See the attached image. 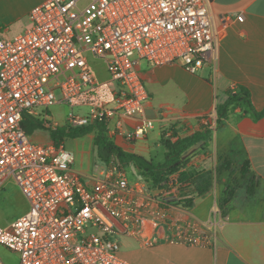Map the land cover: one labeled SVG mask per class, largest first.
Instances as JSON below:
<instances>
[{"label": "built area", "instance_id": "2783aa9c", "mask_svg": "<svg viewBox=\"0 0 264 264\" xmlns=\"http://www.w3.org/2000/svg\"><path fill=\"white\" fill-rule=\"evenodd\" d=\"M30 19L12 38L0 35V186L11 177L30 203L10 227L0 225V243L17 264H138L120 257L116 222L134 234L145 218L169 228L170 243L210 244L206 225L168 219L173 178L161 196L144 180L130 183L114 162L84 178L63 141L34 142L22 126L30 116L56 129L45 112L63 103L67 125L103 122L110 139H143L154 123L141 115V62L201 69L217 45L209 1L44 0ZM89 54L108 79L97 78Z\"/></svg>", "mask_w": 264, "mask_h": 264}, {"label": "crops", "instance_id": "0c3cea01", "mask_svg": "<svg viewBox=\"0 0 264 264\" xmlns=\"http://www.w3.org/2000/svg\"><path fill=\"white\" fill-rule=\"evenodd\" d=\"M43 1L0 0V34L28 29L31 9ZM208 1L217 34L211 59L196 73L178 62L141 63L148 92L141 115L154 125L143 139L129 142L114 136L111 140L124 151L153 159L145 142L151 139L161 144L164 129L169 130L167 135L173 132L186 137L200 131L202 125L209 127L212 134L207 146L192 156L187 169L211 172V188L197 195L195 186L189 185L181 195L178 190L177 200L165 207L169 220L206 225L212 241L207 245L173 244L170 229L162 224L144 218L134 234H127L117 221L119 255L133 263L264 264V115L255 119L235 108L216 128L217 105L238 87L249 91L255 110L264 109V0ZM125 122L130 126L132 121ZM244 164L246 173L242 172ZM73 168L84 178L99 171V166L93 173ZM127 179L130 183L143 180L134 175ZM191 197L192 205L184 206L182 199ZM29 208L21 189L6 177L0 186V225L10 227ZM17 263V254L0 243V264Z\"/></svg>", "mask_w": 264, "mask_h": 264}, {"label": "trees", "instance_id": "16d2710c", "mask_svg": "<svg viewBox=\"0 0 264 264\" xmlns=\"http://www.w3.org/2000/svg\"><path fill=\"white\" fill-rule=\"evenodd\" d=\"M235 108L241 109L242 115L248 114L255 119L264 115V109L262 111L255 110L249 91L244 87H238L235 91L228 92V98L224 103L217 105L216 128L222 126L229 113ZM22 126L30 135L37 130H47L50 139L55 143L64 141L66 137L79 138L94 132V146L100 161L105 164L114 162L122 167L134 165L138 169L142 179L153 189L163 190L167 188L168 182L172 178L178 183L180 195L183 194L184 188L189 185L195 186L197 195L204 194L212 186L211 172H197L194 169H187L192 156L207 146L212 134V130L207 126L202 125L200 131L186 137H181L173 132L167 135L169 130L164 129L160 139L165 150L162 162H156L153 159L145 158L133 152L124 151L106 135V127L103 122L77 127L63 124L56 129H49L44 126L42 121L30 116H24ZM199 140H205V144L191 156L181 160V154ZM247 170L248 166L244 164L242 172L246 173ZM251 188H249V191ZM231 193L232 190H230ZM192 201L193 198L191 197L189 199H182L181 202L184 206L190 207Z\"/></svg>", "mask_w": 264, "mask_h": 264}, {"label": "rangeland", "instance_id": "374dc122", "mask_svg": "<svg viewBox=\"0 0 264 264\" xmlns=\"http://www.w3.org/2000/svg\"><path fill=\"white\" fill-rule=\"evenodd\" d=\"M19 30L20 29H8L6 31H3L0 35L4 38H12L13 36L21 32ZM88 56L89 60L92 61L97 78L100 80L108 79V74L104 69L103 63L98 58H95L90 54ZM141 63L145 64V61L143 60ZM55 94L57 98L60 99V91L56 90ZM68 111L69 108L65 104L59 103L49 107L45 113L48 114L50 121L56 123L58 126H61L65 123ZM94 136L95 133H91L79 138H64L63 143L65 149L71 152L75 158L73 166L82 172L93 173L96 166H99L98 170L105 169L107 166V164L100 161L97 156V152L94 146ZM32 138L35 141L42 143L48 142L50 140L49 132L44 129L35 131L32 134ZM145 143V145H148L147 147L149 149L150 157H152L156 162H162L164 160V147L156 141L153 142L151 139ZM138 144L140 145L142 144V142H139ZM136 151L139 152L137 147ZM143 154L144 156H148V153ZM136 169L137 168L132 164L126 166L124 170L126 177L128 178V175H134L136 178L139 177V171L138 169ZM131 171L133 174L131 173ZM156 190V193L154 191L153 192L156 195L161 196V194H158L160 191L158 189H155V191Z\"/></svg>", "mask_w": 264, "mask_h": 264}, {"label": "water", "instance_id": "95a60500", "mask_svg": "<svg viewBox=\"0 0 264 264\" xmlns=\"http://www.w3.org/2000/svg\"><path fill=\"white\" fill-rule=\"evenodd\" d=\"M204 140H199L190 147H188L180 156L181 160H184L188 158L190 155H192L194 152H196L203 144Z\"/></svg>", "mask_w": 264, "mask_h": 264}]
</instances>
